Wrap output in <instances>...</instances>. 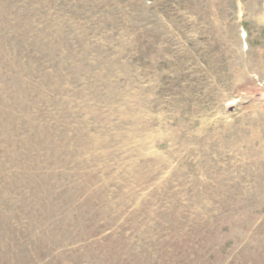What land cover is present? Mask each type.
Segmentation results:
<instances>
[{
  "label": "rangeland",
  "instance_id": "obj_1",
  "mask_svg": "<svg viewBox=\"0 0 264 264\" xmlns=\"http://www.w3.org/2000/svg\"><path fill=\"white\" fill-rule=\"evenodd\" d=\"M0 264H264V0H0Z\"/></svg>",
  "mask_w": 264,
  "mask_h": 264
}]
</instances>
